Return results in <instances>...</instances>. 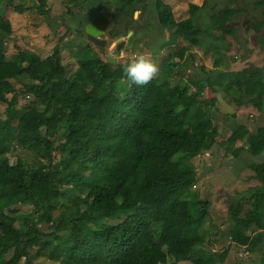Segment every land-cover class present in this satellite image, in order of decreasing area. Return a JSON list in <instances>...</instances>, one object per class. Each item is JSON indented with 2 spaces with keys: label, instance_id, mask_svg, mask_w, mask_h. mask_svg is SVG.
<instances>
[{
  "label": "trees",
  "instance_id": "16d2710c",
  "mask_svg": "<svg viewBox=\"0 0 264 264\" xmlns=\"http://www.w3.org/2000/svg\"><path fill=\"white\" fill-rule=\"evenodd\" d=\"M138 1L116 0L115 39L132 21ZM227 1L221 10L209 0L193 5L190 19L169 29L188 44L181 57L192 48L213 51L215 69L202 79L178 80L186 66H164L146 86L133 84L125 66L108 60L69 74L60 46L36 66L21 69V53L7 56L12 27L0 16V30L7 34L0 37V104L6 107L5 119L0 113V264H34L40 257L59 264H224L225 255L204 252L211 239L206 226L211 204L185 199L197 184L185 176L196 169V158L219 143L227 156L247 154L259 161L264 173V124L255 131L242 121L218 127L212 112L217 103L205 97L211 88L231 100L237 113L244 107L264 112V68H224L226 42L236 34V18L245 14ZM246 1L262 15L254 21L259 33L264 0ZM7 2L0 0L2 11L10 7ZM92 3L96 11L83 21L84 33L104 8ZM47 6L46 0L35 4L42 16ZM208 6L210 25L202 29L193 20ZM84 50L79 54L88 61L101 60ZM120 81L128 87L117 95ZM22 100L28 101L24 108ZM19 151L31 158H20ZM81 169L87 174H72ZM263 189L249 198V211L242 202L231 205L228 239L235 250L253 253L264 240ZM29 200L32 210L23 213L18 206ZM120 215L119 225L104 226ZM187 233L199 237L191 240Z\"/></svg>",
  "mask_w": 264,
  "mask_h": 264
},
{
  "label": "rangeland",
  "instance_id": "374dc122",
  "mask_svg": "<svg viewBox=\"0 0 264 264\" xmlns=\"http://www.w3.org/2000/svg\"><path fill=\"white\" fill-rule=\"evenodd\" d=\"M10 1V7L5 11L0 8V16L3 21H9L12 27V34L6 40L7 56L21 53V69L34 67L42 60L51 56L57 47L62 48L64 64L69 74L74 73L79 67L83 70L95 64H104L108 57L117 59L116 64L127 66V64L137 54L144 53L151 57L161 72V69L169 65H179L185 67V71L180 70L178 80L197 79L205 77V72L215 69V55L213 51L192 48L190 53L181 57L182 51L188 44L182 40L180 35H176L169 29L181 21L191 17V6L203 7L206 0H139L136 4L133 19L121 32V36L115 39L113 36L119 31L118 25L113 20L116 0H81V4L66 2V0H46L48 14L42 16L35 7L38 0H5ZM97 1V3H96ZM98 1H101L99 4ZM237 9H242L245 14L239 15L235 20L236 34L228 37L226 45L230 47L229 52L224 51V68L230 70H243L250 68H264V27L258 33L256 31L255 19L262 21L260 12H256L251 1L232 0ZM97 6H103L100 13H104L108 18L107 29L102 39L107 41L105 54L102 55L83 32L81 27L86 19H91V13L95 12ZM8 3V2H7ZM228 4L227 0H209V6L217 7L221 10ZM23 6L26 10L21 13L17 7ZM199 11L194 17V24L202 29L210 25V7ZM79 7V8H78ZM1 23V22H0ZM132 35L129 37L128 34ZM6 32L0 30V37H5ZM66 38V39H65ZM116 56L118 45H122ZM210 40L205 41V48L210 46ZM203 47V48H204ZM97 53L101 58L99 61L91 62L79 53L85 52L84 49ZM125 49L123 52H120ZM196 59L190 58V54ZM221 60L217 58V62ZM204 69V71H203ZM158 74V75H159ZM178 74V73H177ZM120 81L116 84L114 92L122 95L127 89V85ZM197 88V85H194ZM205 97L208 101H215L217 104L213 109V114L218 121L217 126L231 127L234 123L244 122L248 124L252 131L255 126H263L264 112L260 113L250 107H244L237 113V107L222 92H216L209 88ZM33 97H31L32 99ZM223 99L229 106L224 108L220 103ZM28 105L27 100H22L20 108ZM5 106L0 104V113L5 119ZM236 116L237 119L232 118ZM249 115L250 119L249 120ZM239 116V117H238ZM253 117L256 121H252ZM16 124V123H15ZM170 130L178 131L177 127H170ZM242 147V144H239ZM17 156L23 159H30L28 153L19 151ZM61 156V153H56ZM12 160L15 155L11 156ZM196 169L185 176L186 179H196V188L193 192L189 191L185 199L190 203L197 201H207L211 204L209 210L210 222L207 229L211 239L206 244L207 249H213L225 255L224 264H264V240L259 248L251 253L243 249L235 250L231 247L228 239L229 230L232 222L230 218L231 205L242 202L245 210L249 211L251 205L249 198L261 190L264 185V173L258 167L259 161L243 154L240 159L234 156H227L220 143L213 149L211 154H204L194 160ZM73 173L87 174L85 170L72 171ZM264 190V189H263ZM68 204L67 202H63ZM20 211L28 213L32 210L31 201H24L18 206ZM125 212V211H124ZM196 211L194 210V213ZM80 216L83 211L77 212ZM59 215V211L55 216ZM124 220L123 215L109 218L104 226H117ZM43 229V228H42ZM159 231V227L155 228ZM191 240H196L199 236L186 234ZM200 250H196L198 252ZM35 251H32L34 255ZM70 251L68 252V254ZM25 261V260H24ZM23 261V263H24ZM171 262V261H170ZM169 262V263H170ZM34 264H59L51 260L40 257L34 260ZM184 264H191L190 262Z\"/></svg>",
  "mask_w": 264,
  "mask_h": 264
},
{
  "label": "clouds",
  "instance_id": "9594fccd",
  "mask_svg": "<svg viewBox=\"0 0 264 264\" xmlns=\"http://www.w3.org/2000/svg\"><path fill=\"white\" fill-rule=\"evenodd\" d=\"M132 34L129 33L130 37ZM159 67L154 64L151 57L147 54L140 53L134 56V58L127 64L124 68V72L127 75L129 81H131L136 86H146L159 74ZM219 103L224 108H229L227 103L220 98ZM230 110V108H229ZM23 259H27L23 257Z\"/></svg>",
  "mask_w": 264,
  "mask_h": 264
},
{
  "label": "water",
  "instance_id": "95a60500",
  "mask_svg": "<svg viewBox=\"0 0 264 264\" xmlns=\"http://www.w3.org/2000/svg\"><path fill=\"white\" fill-rule=\"evenodd\" d=\"M108 25V18L104 13H99L86 27V36L87 39L96 47L99 49V52L104 55L105 54V48L107 41L102 39V36L104 35V32L107 29ZM122 45H118L117 51L115 53L116 56H119L118 51L120 50ZM108 62L112 64H116L117 59H114L112 57H108Z\"/></svg>",
  "mask_w": 264,
  "mask_h": 264
}]
</instances>
